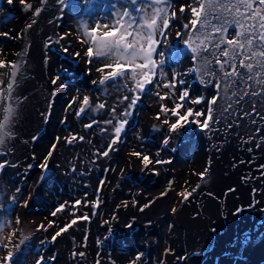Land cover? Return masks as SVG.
<instances>
[{
    "label": "snow or ice",
    "instance_id": "1",
    "mask_svg": "<svg viewBox=\"0 0 264 264\" xmlns=\"http://www.w3.org/2000/svg\"><path fill=\"white\" fill-rule=\"evenodd\" d=\"M6 2L11 5L14 0H6ZM67 2L68 0H57L58 4L65 7ZM19 3L24 12L32 13V19L26 25V30H30L37 22L36 18L40 17L49 5V0H38V3L36 0H19ZM34 3H36L35 7ZM123 3L125 6L121 9H117L115 3L111 5V8L116 10L112 14L111 24L96 23L91 28L84 25L83 36L78 39V43L86 45L83 59L84 63L89 65L88 74L90 75L93 70L91 65L94 61L99 65L95 68L99 78L93 80L92 84L102 88L105 93L107 91L105 86H112L118 92L123 89L131 93V96L118 97L117 105L127 102L119 112H117V105L108 106L107 101L93 103L89 95L80 96L78 94L72 97L67 104L65 111L71 109L77 120L86 112L95 114L100 110H106L109 113L110 118L103 121L104 127L101 128V132L108 135L107 145L96 148L93 152L94 157L109 158L111 153L120 151L117 145L127 142L123 134L129 123L128 117L132 115L138 102L145 95L157 98L159 110L154 119L167 125L169 133H177L186 129L190 124H196L201 130L208 131L222 123L221 118L227 121L229 129L234 125L239 127L238 120L247 118H251L252 125L264 122V111H261V108H264V0H188L187 3L179 6H176L173 0H123ZM129 4L134 6L131 10L127 7ZM177 19L185 21L182 24L183 30L177 31L176 35L178 39L183 38L185 48L191 53L192 67L187 71L199 77L202 86L213 89L214 94L211 97H191L190 90L181 88L185 83L181 78L183 74L173 73L169 78L168 74L163 71L165 57L163 53L157 52L159 37L163 36L166 39L171 21ZM67 36L68 34L60 35L56 43L67 39ZM14 38L22 39L23 36L17 34ZM48 40L51 41L52 38L49 37ZM69 47L70 45L64 47L63 51L68 53ZM0 55L6 57L7 53H0ZM25 55L26 51H21L15 53V56L20 58L19 60L9 61L6 58H0V70H7L0 72V148L6 147L8 141L15 138V120L19 118V115L13 93L18 86V75L27 63L22 59ZM72 55L81 58L79 51ZM50 79L54 88L67 89L69 87L59 75ZM178 88H181L179 94H177ZM162 89H167V91H161ZM51 95H57L56 91H53ZM165 100H170L171 106L160 103ZM205 103L206 109L192 107V105ZM161 116L164 117L162 120ZM169 116L175 119L170 120ZM62 122L66 123L67 117ZM100 123L93 119L85 123L83 128L92 129ZM156 128L157 126L153 125V130ZM259 130V128L255 130L257 134ZM61 139L66 144L72 145L74 141L83 143L86 138L72 132L63 138L56 137L47 155L39 165H36L42 169L38 182H42L45 178L49 159ZM137 139L143 143V138L139 135ZM169 139H171L170 136L166 137L163 144L167 145ZM91 142L89 138L88 143ZM128 155L136 157L143 169H149L150 165L171 163V161L159 159V152L155 154L157 157L155 160L142 151H136L135 148ZM91 163L96 164L98 160L93 159ZM6 166H8L7 161H0V169ZM11 166L16 167L14 164ZM32 167L33 165H28L29 169ZM261 168L264 170V166ZM72 171L76 169L73 168ZM150 171L159 175L155 168ZM192 174L198 177V181H203L208 175V168L206 167L199 173L193 171ZM103 183L104 181L100 182L97 192L100 191ZM174 183V180L169 181L165 191L160 194L161 198L173 190ZM181 188V191L176 192V196L180 198V203H187L199 191L201 184L185 181ZM20 191V188L16 189V193ZM16 200L17 196L14 195L12 201ZM81 203L85 208L91 206L95 209L100 201L97 199L91 204L86 198L83 201L79 199L66 201L50 213L51 217H56L58 213L67 210L68 215L72 217L52 235L53 242L68 232L79 220L89 219L87 212L77 214ZM123 203L127 206L128 202ZM23 206H28L27 201ZM147 206H141L140 210L143 211ZM172 211L175 213L176 209L173 208ZM16 223H20L19 218ZM56 225L57 221L49 219L47 225L39 224L37 231L47 232L49 228ZM128 226L131 227V225ZM3 229L4 225H0V234L3 233ZM15 236V231H11L6 238L0 235V239L4 240L0 243V249H9L0 264H12L13 251L11 249L24 244L28 239V237L19 239L18 244L14 245L12 238ZM248 239L249 237H244L245 241ZM82 246L87 245L84 243ZM86 255L83 251L71 253L74 259L77 257L85 259ZM143 255V253H138L129 261V264H139ZM51 259L54 260L55 257ZM36 264H45V261L40 257ZM94 264H101L99 256ZM112 264H115V261Z\"/></svg>",
    "mask_w": 264,
    "mask_h": 264
},
{
    "label": "bare ground",
    "instance_id": "2",
    "mask_svg": "<svg viewBox=\"0 0 264 264\" xmlns=\"http://www.w3.org/2000/svg\"><path fill=\"white\" fill-rule=\"evenodd\" d=\"M37 1L38 0H36V2ZM50 1V5L52 7L50 9L53 11V15L52 17L50 15L48 16L47 24L41 25L36 22L30 30H26V25L32 19V13L24 12L19 0H14V3L11 5H9L6 0H0V34H9L0 35V53H7L6 57L0 55V58H6L9 61L19 60L20 58L16 57L15 53L26 51V55L22 59L27 62L26 65L22 67L21 74L18 75V86L14 89L13 93L16 98L19 118L15 120V138L8 141L6 147L0 148V161L8 162V166L0 169V176L8 172L11 167L10 165L16 161H21L25 164L30 162L29 156L33 155L32 153L37 150L38 142L35 139L37 138V135L34 128L41 123L32 116V107L29 104V101L30 98L33 97L32 92L34 88L32 87V82L34 68L37 66L36 63L45 53L43 45H45V41L50 37V31L54 26V20H56V13L60 10L56 9L57 7L53 8L56 6L57 0ZM187 2L188 0H173V3L176 6ZM80 3L83 9V12L80 14L81 16L79 15L80 17L75 19H70L67 16L65 19V28L68 29V31L64 28H62V30L60 29L58 31V37L61 34H68L67 39L63 41L65 47L70 45L69 53L79 51L81 53V58L73 56V60L83 66H86L87 64L84 63L83 59V53L86 45L78 43V39L83 36V26L87 25L91 28L96 23H100L101 25L104 23L111 24L113 22L112 14L116 11L111 8V5L115 3L117 9H121L125 5L123 0H81ZM127 7L131 10L134 6L129 4ZM177 15L179 16V12H177ZM49 21H51V23ZM184 22L185 21L183 19L175 20L174 23L176 26L173 27V30L182 31V24ZM31 32L34 34L31 35ZM17 34H21L23 38L15 39L14 37ZM170 42V38L161 40L160 36L159 43L163 48L159 53L164 54L165 50H170ZM173 53L174 51H171L167 54V57H165V64L169 65L172 60L170 59V54ZM51 61L49 64L50 72L52 75H57L56 66L51 63ZM188 65L189 63H186L184 66L181 65L184 73L178 71L177 73L183 74L182 77L186 78L184 81L185 83L187 81V85H192L193 83L188 78H190V76H194V74H191L188 77L185 75L189 74L187 71L189 69ZM93 66L96 68L99 65L94 61ZM5 71L7 70H0V72ZM95 73L97 72L95 71ZM166 73L169 78H171L174 71L168 70ZM185 83V88L183 85L181 88L190 90L191 97H210V90V94L207 93L206 90L199 89L196 86L192 90L190 86H186ZM95 87L96 86L94 85L91 86V88ZM181 88L177 89V94H179ZM49 90H51V88ZM161 91H167V89H162ZM119 93L121 92L116 91L113 95L111 94L112 96L110 98L104 101H107V104H110L109 106L117 105ZM206 93L207 95L205 96ZM59 95H61V92ZM98 100H100V97H98ZM160 103L163 102L161 101ZM165 103L171 106L170 100H166ZM125 104L126 103L124 102L119 103L117 105V112H119ZM192 107L194 109H203L206 107V103L201 105H192ZM43 108L44 107H42V109ZM158 110L159 104L157 103L156 98L148 103L145 112L140 113L141 115L143 114L142 122L146 116L152 114L155 115ZM107 114L109 113H104L102 121L110 118ZM168 118H172V120L175 119L171 116ZM145 121L146 120H144V122ZM153 125L157 126L156 130H153ZM131 126L132 123L129 124V127L127 128L128 131ZM142 126L144 125L142 124ZM52 131L53 130L49 132L51 133ZM155 131L157 134L153 137H155L154 139L157 144L154 145L153 142L150 143V140L148 144L145 145L144 141L149 139L151 134L153 135L156 133ZM201 131L202 130L198 127V125L190 124L186 129H182L177 133H169L167 131V125L162 126V124L156 122L154 123L153 121L152 123H148V125L146 124L144 127L143 134L147 133V135L145 137L142 136V133L139 135L143 138V143L136 138V144L127 150L126 148H124V150L120 149V153H117L118 155H116V159L113 158L112 160V158L109 157L107 161H103L104 159H101V161H98L96 164L89 162L90 158L97 159L93 156V152L96 148H99L100 145L102 147L106 135L91 132L89 136L87 135L88 139H91V143H87V145L75 150L65 149L63 154H61L60 148H56L58 151L56 154H53L52 163L54 162L55 164L53 168L57 167L59 168V171L71 173L72 169L75 167L76 169L80 168V172L86 170L90 174H93V177L90 180L91 187L89 188L90 192L92 191V194L95 193L97 185L102 180L101 175H103V171L101 167L109 166L110 171L116 173L114 178L110 177L114 184H117L118 180H120V187L126 185V190L119 194L121 196L116 202L113 210L110 209L112 212L111 215H116L115 218L117 219V222L123 220H127L128 222L131 220H137V223L140 224L136 227V232L138 233L137 237H139V240L144 238L146 243L143 242V244L136 246L135 241L133 240V244L129 246L128 255L122 256L119 260L123 264H129V261L138 253H143L144 255L146 253V257L143 255L139 264H240L244 259L248 260L246 263L244 262V264H264V170L261 168V166H264V134L257 137L259 141H262H258L254 145H249L252 143L248 142L247 139L244 140L242 144L246 142L248 145L239 147V153L236 157L231 158V160L226 163L218 161L214 167H210L209 165L208 170L209 172H213V176L210 174V176H207L205 180L198 181V177L192 174L193 171L199 173L203 169L202 165L205 167V165H208L211 162L210 159H208L210 161L209 163H206L207 160L204 162L209 154L207 146L204 142H202L204 139L202 141L200 140L204 136L198 137V146H193L192 148L196 151V155L194 154V157L191 159L188 157L186 159L183 157L182 152L186 147L183 144V140L189 138L188 134L190 135V139L195 141V136H197L198 133H203ZM209 131L210 130L205 131V133ZM168 136H170L171 139H169V143L165 145L168 147L167 152L163 151L162 148L164 146L163 140ZM142 147H144L142 152L149 155L154 160L157 158L155 154L159 152L160 155L158 158L161 160L166 161L165 159L174 156L172 160L170 159L171 163L174 162L175 158L182 161L181 163L172 166L169 170L165 167L167 163L149 166V169L146 171L147 174L149 176L154 174L150 171V169L155 168V171L159 172V175H157L158 181H156L155 177H151V179L149 178L147 181H144L145 184L141 186L142 188L146 189L145 186H147L149 182H151L152 186L156 189L161 188V185H163V188H166L171 180H174L175 183L173 185V193H171L170 199L166 201L167 203L165 205L164 203L161 204L160 208L151 207L152 210L146 214L140 213L141 205L136 203H139L142 199H144V195L148 194H143L139 188H135V186L133 187L125 182V180L127 181L125 178L127 176L126 173L131 168L139 169L142 167L140 161L129 163V161L132 160L129 159L128 153L133 148H135L136 151H141ZM249 149H251V151H249ZM188 150L189 148L186 151ZM126 156L128 157L127 161H125ZM161 156L165 157L162 158ZM112 169H114V171ZM63 174H61V177L64 176ZM185 181H191L193 184L199 182L201 184V188L194 194L189 202L180 203V198L176 196V192L182 190L181 185L184 184ZM120 201H127V206H125L124 203H120ZM173 208L176 209L175 213L172 211ZM223 216H227V219L223 220ZM116 225L118 224H115V226ZM94 228L96 229V227ZM246 236L249 237V239L245 241L244 237ZM80 243L81 242L78 241V238L72 236L64 242L62 250L64 260H67L66 264H76L72 262L73 259L71 258V253L78 250V246L81 245ZM145 244L146 248L144 246ZM149 245H153L155 248L153 247V249H151L149 248ZM138 246H143L144 251L140 252L139 250L142 248H139ZM5 250L7 251L8 249L5 248ZM95 252L96 250H92L93 256L96 255ZM96 256H98V254Z\"/></svg>",
    "mask_w": 264,
    "mask_h": 264
},
{
    "label": "rangeland",
    "instance_id": "3",
    "mask_svg": "<svg viewBox=\"0 0 264 264\" xmlns=\"http://www.w3.org/2000/svg\"><path fill=\"white\" fill-rule=\"evenodd\" d=\"M80 1L81 0H68L66 7L58 3H56V6L53 7V8L57 7L56 9H60V10L56 13V20H54L55 22L54 26L52 27L50 31V37L52 38V40L45 41L46 43L45 45H43V49L45 53L43 57L40 58L39 61L36 63L37 66H35L34 68V75H33V82H32V87L34 88L32 92L33 97L30 98V101L32 103L29 101V104L32 107L31 108L32 116L41 123L40 125L34 128L36 135H37L36 136L37 138L35 139L38 142L37 150L34 153H32L33 155L29 156L31 163L28 162L27 164H25L21 161H16L13 163L14 165H16V167H12L11 165L13 164H11L10 170L6 172L4 175L0 176V225H4L3 233L0 235L6 238L11 231H15L16 236L12 238L14 245L18 244L19 239L28 237V239L25 240L24 244H21L18 247L11 249L13 251L12 264H36L37 259L40 257L43 258V260L45 261V264H66L67 260H64L62 245H64V242L67 241L69 237L71 236L78 238V241L81 242L80 243L81 245L78 246V250H76V252H81L82 250L83 252L87 254L85 259H81L79 257L74 259L71 256V258L73 259L72 262L76 264H94V261L97 258L96 256L97 254L99 256V259L101 260V264H112L113 261H115V264H123L119 260L122 256L128 255L129 246L133 244V240L135 241L136 246L143 244V242L146 243L145 242L146 240L144 238H142V240H139L138 239L139 237H137L138 233L136 232L137 231L136 227L140 225L137 223L138 222L137 220H131L129 222L127 220H123V221H118L119 222L118 223L117 219L113 218L116 215L115 216L114 214L111 215L112 212L110 209L113 210L116 202L119 200L121 196L119 194L123 193V191L126 190V187H125L126 185L121 186L122 187L121 188L120 180H118L117 184H114L113 180H111L110 177L114 178L116 173L111 172L109 166L101 167L103 171L102 172L103 175H101L102 176L101 181H104V183L102 187L100 188V191L97 192V188L100 185L99 183L97 185L95 193L92 194V191L90 192L89 188L91 187L90 180L92 179L93 174H90L86 170L80 172L79 171L80 168L76 169L75 167L74 168L76 169V171H72L71 173L63 171L64 172L63 174L62 171L58 170L59 168L57 167L53 168V166L55 165L54 162L52 163L53 154H56V152L58 151L55 149L51 158L49 159L48 171L45 174V178L43 179L42 182H38L42 174V169H40L36 165H39L41 161L43 160V158L47 155L50 147L56 141L57 136L63 138L65 136H68L69 133L72 132V133H78L80 135H83L86 138L85 142L81 143L79 141H74L72 145L66 144L63 139L60 140L56 148L57 149L60 148L61 154H63V151L65 149L75 150V149H79L83 147L84 145H87L88 143L87 135L89 136L91 132L100 133L101 135H106L102 146H106L107 141H108L107 133L103 134L101 132V128L104 127L103 125L104 120L102 121V116L104 115V113H107L106 110H100L98 113H95V114L86 112V114L83 115L79 120H77L74 117L71 109H69L67 112L65 111L66 106L69 103L70 99L78 94L80 95V93H81L80 96L89 95L92 98L94 103H98V102H102L110 98L116 92V89L112 86H105L107 89L106 93L100 87L96 86L95 88H91V86L93 85L92 81L99 78V75H97L98 73H95L94 71L95 67L91 65L93 70L91 74L89 75L87 71L89 68V65L83 66L82 64L74 61L73 60L74 57L72 53L68 52L65 54V52L63 51L65 47L64 42H63L64 40H61V43L60 41L59 43H56L58 39V35H59L58 31L60 29L62 30V28L68 31V29L65 28L66 17L68 16L70 19L71 18L75 19L81 16L80 14L83 12V9L81 7ZM36 3H38V1ZM36 3L34 7L36 6ZM50 3L51 1L49 0V5L46 6L45 11H43L40 17L37 18V23L41 25H45L47 24L48 16L50 15L52 17L53 11H51L50 9L52 8ZM174 21L175 20L171 21L170 27L167 30L169 34L167 38H170L171 42L169 43L170 50L164 51V57H167V54L171 51H174V53L170 54V59L172 60L170 61L169 65L164 63L163 71L168 72V70H173L174 73H177V71L184 73V71L182 70L183 69L182 66H184L186 63H189L188 65L189 68L192 67L191 53L185 48L183 38H179V39L177 38L176 33L178 30H173V27L176 26ZM30 34L32 35L34 33L31 32ZM164 39L165 38L161 36V40H164ZM162 48L163 47H161V44L159 43L157 52H160ZM50 61L56 66L57 75L61 77V80L63 82L68 84L69 87L67 89H60L59 87L54 88L53 85L51 84L50 78L53 76H56V74L52 75L50 72V68H49ZM191 74L193 73L189 72V74H185V75L188 77ZM182 79L186 80L185 77H182ZM188 79L193 84L187 85V81L185 84L188 87L190 86L192 90L196 86L199 89L206 90L207 93L209 94L211 92L210 97L214 94V91L213 89H211V87L206 88L200 84L199 77H197L195 74L194 76H190V78ZM50 88L51 90H49ZM53 91H56L57 95L52 96L51 93ZM60 92H61V95H59ZM119 92L121 93L118 94V97L122 95L131 96V93L126 94L127 92H125L123 89ZM207 93L205 94V96L207 95ZM98 97H100V100H98ZM154 99H156L155 96L149 97L145 95L143 99L138 102L137 104L138 107H136V109L132 113L133 116L131 115L130 117H128L129 123L126 126L125 132L123 134L126 137L127 142L118 144L117 147L118 148L120 147L119 149H122V150H124V148H126V150L130 149L134 144H136L135 139L137 138V135H141V133H142V136L145 137L148 133L147 131L146 134H143V130L146 124L148 125V123H152L153 121L154 123L156 122V123L162 124L160 121H157L154 119L156 113L155 115L152 114L153 116L152 115L146 116V118H144L142 122L143 114L141 115L140 113L145 112V110L147 109L148 103L150 101H153ZM162 102L165 103L166 100ZM124 103H127V102H124ZM42 107L44 108L42 109ZM203 109H206V107ZM261 111H264V108H261ZM65 117H67L66 123L62 122L64 121ZM161 117H162L161 118L162 120L164 117L163 116ZM93 119L98 120L101 123L96 125L92 129H84L83 125ZM221 119H222V123L215 125L214 129H211L209 132H206V133L204 130L201 131L203 133H198L197 136H195L196 137L195 141L193 139H190L189 134H188L189 138H186L183 140V144L184 146H186L182 152L183 157L186 159L189 157L191 159L192 157L196 155V151L193 150L192 148L193 146L194 147L198 146V143H199L197 142L198 137L204 136L201 139L199 138L201 141L204 139L202 142H204V144L207 146L208 152H209L204 162L206 160H207L206 163H209L210 161L211 162L208 165L204 164L205 167L202 165V168H203L202 171H204L206 167L208 168L209 165L210 167H214L216 162L218 161H221L222 163H226L230 161L231 158L236 157L237 154L239 153V147L243 145L244 146L248 145L246 142L242 144L244 140L247 139L248 142L252 143L249 145H254L256 142L259 141L257 137H259L261 134H264V122L259 123L258 125H252L250 123L251 118H247L245 120H238V123L240 125L239 127H236L234 125L231 129H229L227 127V121H223V118ZM232 119H235V117H232ZM144 120L146 121L144 122ZM170 120H172V118ZM131 123H132V126L130 127V130L128 131L127 128L129 127V124ZM142 124L144 126H142ZM163 125L164 124H162V126ZM257 128L260 129L259 134H257L255 131ZM51 130L53 131L50 133L49 131ZM155 134H157V132L154 133L153 135L151 134L149 139H146L144 141L145 145H147L150 140H151L150 143L153 142L154 145L157 144L154 139L155 137H153ZM99 148H101V145ZM188 148L189 150L186 151ZM143 150H144V147H142L141 151ZM162 150L167 151L168 147L164 145ZM212 151H213V154H212ZM117 153L119 154L120 151L111 153L110 158H112V160L113 158L116 159V155H118ZM34 156H35V161L33 159ZM161 157L164 158L165 156H161ZM171 157L168 158L169 160L168 159H165V160L171 161L174 158V156H171ZM96 158L98 161H101V159H104L103 161L108 160V158H98V157ZM129 159L132 160L131 163L135 161H139L134 156H129ZM208 159H210V161ZM92 160L93 158H90L89 162H91ZM127 160H128V157L126 156L125 161ZM181 162L182 161H180V159L177 160L175 158L174 162L171 163L172 165L170 163H167L165 167L167 170H169L172 168V166L177 165ZM30 164L33 165L31 169L28 168V165ZM141 168L139 169L131 168L126 173L127 176L125 178L127 179V181L125 180V182L126 184H130L133 187L135 186V188L136 187L139 188L143 194L145 193L148 194V195L145 194L144 199H142L139 203H136V204H140L141 206L148 205L147 207H144L143 211L140 212V213L146 214L147 212L152 210V208H160L161 204L163 203L165 205L167 203L166 201L170 199L171 193H173L172 192L173 190L169 192L170 194L168 193L167 196H164L161 198L160 194L163 191H165L167 187L163 188V185H161L160 186L161 188L156 189L152 186V183L149 182V184L145 186L146 189L142 188L141 186L145 184L144 183L145 180L147 181L149 178L151 179V177H155L156 181H158V179H157V175L152 174L149 176L146 172L147 169H143V168L141 169ZM61 174H63L64 176L61 177ZM86 174H87V177H86ZM210 174L211 176H213V172H209L207 176H210ZM17 188L21 189L20 193H16ZM14 195L17 196V200L15 202L12 201V197ZM85 198L88 202H90V204L95 202L98 199L100 201L99 206L95 209H93L91 206L85 208L84 204L81 203V205L79 206L77 210V214L87 212L89 214V219L79 220L68 232L64 233L62 236L58 237L56 241L53 242L51 240L52 235L56 231L59 230L60 226H63V224L68 219H71L72 217L68 215L67 210L64 212L58 213L56 217H51L50 213L58 205L64 204L66 201L71 202L76 199L83 201ZM25 201H27V205H28L27 207L23 206ZM120 203H123V202L120 201ZM93 211L95 212L94 215H93ZM46 216L48 219H46ZM223 217H224L223 220L227 219V216H223ZM17 218H19L20 220L19 224L16 223ZM49 219L57 221L58 224L54 226L53 229L52 228L48 229L47 232L43 230L37 231L38 225L41 223L47 225ZM115 224H118V225L115 226ZM128 225H131V227H129ZM94 227H96V229ZM3 242L4 240L0 239V243H3ZM83 243H86L87 246L83 247L82 246ZM144 246L146 248V244ZM114 247H117L118 249ZM138 247L142 248L139 250L140 252L144 251L143 246H138ZM153 247H154L153 245H149V248L153 249ZM92 250L93 251L96 250L95 256L92 255ZM7 251L5 250V248L0 249V261L3 260V257L6 255ZM52 257H55V259L52 260L51 259ZM144 257H146V253ZM247 261L248 260L244 259L243 262L241 261L240 264H244V262L246 263Z\"/></svg>",
    "mask_w": 264,
    "mask_h": 264
}]
</instances>
